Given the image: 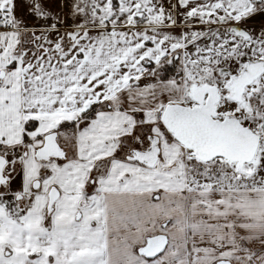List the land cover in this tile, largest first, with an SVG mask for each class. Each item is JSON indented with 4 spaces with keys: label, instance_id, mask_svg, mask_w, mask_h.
I'll use <instances>...</instances> for the list:
<instances>
[{
    "label": "snow or ice",
    "instance_id": "1",
    "mask_svg": "<svg viewBox=\"0 0 264 264\" xmlns=\"http://www.w3.org/2000/svg\"><path fill=\"white\" fill-rule=\"evenodd\" d=\"M0 264H264V0H0Z\"/></svg>",
    "mask_w": 264,
    "mask_h": 264
}]
</instances>
